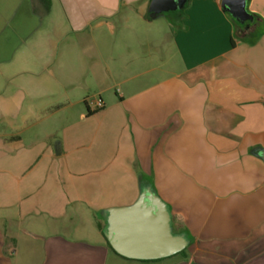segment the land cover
Wrapping results in <instances>:
<instances>
[{"label": "crops", "instance_id": "1", "mask_svg": "<svg viewBox=\"0 0 264 264\" xmlns=\"http://www.w3.org/2000/svg\"><path fill=\"white\" fill-rule=\"evenodd\" d=\"M150 2L0 0V264H264V0ZM146 189L187 246L124 258Z\"/></svg>", "mask_w": 264, "mask_h": 264}, {"label": "water", "instance_id": "2", "mask_svg": "<svg viewBox=\"0 0 264 264\" xmlns=\"http://www.w3.org/2000/svg\"><path fill=\"white\" fill-rule=\"evenodd\" d=\"M247 0H221V7L232 20L247 29L254 17L246 10ZM187 0H151L148 15L157 16L183 8ZM264 161V152L261 153ZM106 239L118 255L135 260H157L181 252L187 241L173 235L165 205L150 190H144L128 208L113 209L107 214Z\"/></svg>", "mask_w": 264, "mask_h": 264}, {"label": "built area", "instance_id": "3", "mask_svg": "<svg viewBox=\"0 0 264 264\" xmlns=\"http://www.w3.org/2000/svg\"><path fill=\"white\" fill-rule=\"evenodd\" d=\"M87 102L92 106V109L95 110H101L104 107V104L100 98H90L87 100Z\"/></svg>", "mask_w": 264, "mask_h": 264}, {"label": "trees", "instance_id": "4", "mask_svg": "<svg viewBox=\"0 0 264 264\" xmlns=\"http://www.w3.org/2000/svg\"><path fill=\"white\" fill-rule=\"evenodd\" d=\"M232 20V19H231ZM233 21V23L235 24V26H237L238 28H243V26H245V25H243V26H240V25H238L234 20H232Z\"/></svg>", "mask_w": 264, "mask_h": 264}]
</instances>
